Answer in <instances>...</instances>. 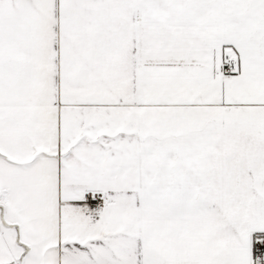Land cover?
<instances>
[{
    "label": "snow or ice",
    "instance_id": "1",
    "mask_svg": "<svg viewBox=\"0 0 264 264\" xmlns=\"http://www.w3.org/2000/svg\"><path fill=\"white\" fill-rule=\"evenodd\" d=\"M0 264H264V0H0Z\"/></svg>",
    "mask_w": 264,
    "mask_h": 264
}]
</instances>
